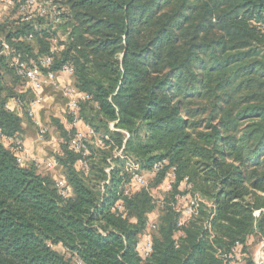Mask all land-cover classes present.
I'll return each instance as SVG.
<instances>
[{"label":"trees","instance_id":"trees-1","mask_svg":"<svg viewBox=\"0 0 264 264\" xmlns=\"http://www.w3.org/2000/svg\"><path fill=\"white\" fill-rule=\"evenodd\" d=\"M51 1L0 20V264H227L264 240V0ZM14 56L71 65L79 116L101 141L82 155L69 116L56 123L65 196L59 178L16 162L31 99ZM126 159L154 183L124 194ZM163 180L170 194L149 222ZM194 192L206 203L177 213Z\"/></svg>","mask_w":264,"mask_h":264},{"label":"built area","instance_id":"built-area-1","mask_svg":"<svg viewBox=\"0 0 264 264\" xmlns=\"http://www.w3.org/2000/svg\"><path fill=\"white\" fill-rule=\"evenodd\" d=\"M3 3L7 7H15L17 6L19 15H22L23 20H30L33 16L31 11L37 9L39 14L45 13L46 6L42 5L40 0H3ZM260 25L264 28V22H261ZM56 49V47H54ZM13 49L9 47V45L5 42L2 43L1 53L9 54L13 53ZM51 62L49 57H45L44 59H40L38 62L33 60H28V62L21 60L18 56H14L11 60V65L15 67L19 76H21L27 84L30 86L31 89L34 91H39L42 88L49 86L54 89H57L62 97L65 100V106L67 109V115L70 118L69 124L75 128L74 137L72 140V145L75 151L80 152L82 155L88 154L87 144L95 142V144H101V141L97 139L96 133L93 128L89 127V125L85 124L80 116H79V95L77 89L74 87L73 83H61L58 79V74H65L67 76H72L73 69L72 66L69 64H64L60 68L59 71L53 70H46L42 71L41 67H47ZM84 99H89L88 94H84ZM41 96L36 95L33 97L26 109V115L31 119L33 125L36 128V137L38 141H44V138L48 134V128L44 125L40 119L36 117V110L38 105L41 102ZM16 105H20L19 99L15 101ZM112 128V123L110 124ZM14 142V152L16 154V162L18 164H24L26 162H32L37 169L45 168L51 170L55 167L53 161H38L34 158L29 149L19 140H13ZM114 155L118 156L119 158H124L122 153V148L116 149L114 151ZM81 166L86 169L87 163L85 160L81 159L80 161ZM160 163L155 162L152 165V172H156L159 169ZM125 169L129 173V182L127 185L124 186V194H128V189L132 185L136 186H146L147 180L145 175L141 171V168L137 163L132 161L131 159H126L125 162ZM106 169V171H108ZM171 175V174H170ZM57 188L60 190L62 196L67 195L68 189L66 187L65 181L62 178L55 180ZM165 188H170L171 183L168 181L164 184ZM187 188L190 189L191 185L187 183ZM182 199H186V196H182ZM203 202L200 197L191 196L189 200L186 202L184 209H179L175 207V211L177 213L184 212L188 215H193L197 211L198 204ZM117 208H120L118 205ZM181 223L178 222V225ZM154 229V224L152 223L150 226V230L142 236V244L139 247V252L143 256H148L151 252L152 245H151V235L150 231ZM227 264H234L236 260L239 258V253L235 250L230 254L226 255ZM80 264V263H79Z\"/></svg>","mask_w":264,"mask_h":264},{"label":"crops","instance_id":"crops-1","mask_svg":"<svg viewBox=\"0 0 264 264\" xmlns=\"http://www.w3.org/2000/svg\"><path fill=\"white\" fill-rule=\"evenodd\" d=\"M0 0V20L3 18L6 9H13V7H7ZM12 11L11 15L12 16ZM7 16V15H6ZM58 79L61 83H73L72 76L65 74H58ZM30 88V86H28ZM28 88V89H29ZM25 97L32 99L36 95L41 96V102L36 110V117L47 126L48 133H50V139L44 141H38L36 137V128L33 125L31 119L24 117L22 120V132L21 141L29 149L30 154L38 161H53L54 153L59 149L60 136L56 123L59 122L63 127H68L67 109L65 106V100L61 93L52 87L46 86L39 91L29 89ZM60 95L61 100L57 95ZM53 151V154L50 153ZM42 173L51 175L54 178H59L62 175V170L59 167H55L54 170L43 169Z\"/></svg>","mask_w":264,"mask_h":264},{"label":"rangeland","instance_id":"rangeland-1","mask_svg":"<svg viewBox=\"0 0 264 264\" xmlns=\"http://www.w3.org/2000/svg\"><path fill=\"white\" fill-rule=\"evenodd\" d=\"M41 1L48 8L50 7V4L52 2L51 0H41ZM50 9L51 10H54L55 9V6L51 7ZM11 11L13 13L12 16H8V15H11ZM18 16H19V14H18V12L16 11L15 8H13V9H6L5 14L3 15V18L2 19L12 21V20L16 19ZM22 88L26 91L25 94L27 96L28 95L27 94V91L30 92V90H29L30 88L28 87L27 84L25 85L24 83H22ZM57 96H58V99L61 100L60 95L58 94ZM25 98H27V97H25ZM50 137H51L50 136V133H48L46 135V137L44 138V140L50 139ZM51 151L52 152H50V153L53 154V151L54 150L52 149ZM54 168L51 169V170H54ZM43 169L44 168H40L39 170L42 171ZM153 183H154L153 182V177L147 176V185L149 184L151 186V184H153ZM171 187L170 188H165L164 187V180L161 181L156 186H152L151 193H152L154 199L156 200L155 201L156 204H155L154 209L152 211H150V213L148 214V220H149V222H156V221H158L159 217L162 215V213H163V207L161 206V201L162 200L164 201L165 198L169 197ZM194 194H195V196L200 197V195L197 192H194ZM200 199H201V197H200ZM203 201H204V203H206V201L204 199H203ZM201 203H203V202H200L198 204V206H200ZM140 240H141V236H140ZM262 245H264V240L257 241L255 237L250 238V240L248 242V245H247V248L245 249V252H242V250H241V252L239 253V258L236 260V262L234 264H246L247 260H251L253 262V264H255L257 262L258 255L262 254L263 257H264V249H263V251L261 253L259 252V248Z\"/></svg>","mask_w":264,"mask_h":264},{"label":"bare ground","instance_id":"bare-ground-1","mask_svg":"<svg viewBox=\"0 0 264 264\" xmlns=\"http://www.w3.org/2000/svg\"><path fill=\"white\" fill-rule=\"evenodd\" d=\"M257 262L259 264H264V257L262 254L258 255Z\"/></svg>","mask_w":264,"mask_h":264},{"label":"water","instance_id":"water-1","mask_svg":"<svg viewBox=\"0 0 264 264\" xmlns=\"http://www.w3.org/2000/svg\"><path fill=\"white\" fill-rule=\"evenodd\" d=\"M263 249H264V245L260 246V248H259V252L261 253V252L263 251ZM255 264H259V263L256 262Z\"/></svg>","mask_w":264,"mask_h":264}]
</instances>
